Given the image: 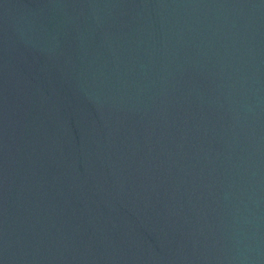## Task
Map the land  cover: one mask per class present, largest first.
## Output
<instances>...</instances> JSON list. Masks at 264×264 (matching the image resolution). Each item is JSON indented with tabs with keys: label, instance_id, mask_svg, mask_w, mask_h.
Here are the masks:
<instances>
[{
	"label": "water",
	"instance_id": "obj_1",
	"mask_svg": "<svg viewBox=\"0 0 264 264\" xmlns=\"http://www.w3.org/2000/svg\"><path fill=\"white\" fill-rule=\"evenodd\" d=\"M0 264H264V0H0Z\"/></svg>",
	"mask_w": 264,
	"mask_h": 264
}]
</instances>
